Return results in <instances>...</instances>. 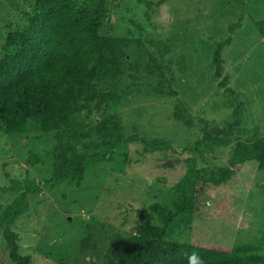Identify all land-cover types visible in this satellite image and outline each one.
<instances>
[{"label":"rangeland","instance_id":"rangeland-1","mask_svg":"<svg viewBox=\"0 0 264 264\" xmlns=\"http://www.w3.org/2000/svg\"><path fill=\"white\" fill-rule=\"evenodd\" d=\"M38 1L0 0V58L9 34L30 23ZM75 1L92 8L102 0ZM103 1L100 32L117 40L123 56L116 76L96 78L98 97L108 101L72 116L82 137L58 138L56 129L34 120L19 133L0 130V215L27 180L41 184L27 193L12 225L32 264L103 263L142 223L164 224L150 207H173L184 175L207 180L228 164L239 141L264 135V0ZM241 11L243 24L232 31ZM219 44L221 77L213 61ZM179 102L193 125L174 116ZM114 114L121 131H100ZM202 117L220 140L203 139ZM130 135L170 144L119 145L105 159L89 160L77 186L71 174L81 157L100 155L117 137ZM13 180L19 185L8 189ZM168 238L264 253V171L248 161L232 181L207 182L202 203L188 221L177 218ZM0 264H16L3 226Z\"/></svg>","mask_w":264,"mask_h":264},{"label":"trees","instance_id":"trees-1","mask_svg":"<svg viewBox=\"0 0 264 264\" xmlns=\"http://www.w3.org/2000/svg\"><path fill=\"white\" fill-rule=\"evenodd\" d=\"M146 2L151 6V1ZM104 10L103 0L92 8L78 5L75 0H39L30 23L9 34L7 50L0 58V130L19 133L34 120L46 130L56 129L58 138L82 137L83 133L72 123V116L108 101L98 97L96 78L99 74L116 76L123 56L117 40L100 32ZM242 11L239 19L230 25L232 31L242 26ZM147 16L150 17L149 11ZM213 61L215 73L221 77L224 68L221 44L213 53ZM174 116L188 125L194 124L181 102L175 105ZM201 120L203 139L220 140L212 135L215 127L209 128V119L202 117ZM98 128L111 135L121 131L119 115L102 121ZM136 140L149 147L170 144L165 139L140 135L117 137L102 154L81 157L71 174L77 186L81 185L89 160L105 159L119 145ZM248 161H254L264 171V135L239 141L231 149L228 164L220 166L207 180L189 172L184 175L177 184L179 197L173 207L160 202L150 207L164 224L142 223L121 251L116 255L106 254L101 264H190V260L194 264H264V253L247 246L232 250L219 244L203 245L168 238L177 218L188 221L202 203L207 182L219 186L232 181ZM19 183L13 180L8 189L17 188ZM27 183L0 215V226L16 264H32V256L20 252V235L12 227L26 203L27 193L41 189V184L33 179Z\"/></svg>","mask_w":264,"mask_h":264},{"label":"clouds","instance_id":"clouds-1","mask_svg":"<svg viewBox=\"0 0 264 264\" xmlns=\"http://www.w3.org/2000/svg\"><path fill=\"white\" fill-rule=\"evenodd\" d=\"M190 264H194V262L190 260Z\"/></svg>","mask_w":264,"mask_h":264}]
</instances>
